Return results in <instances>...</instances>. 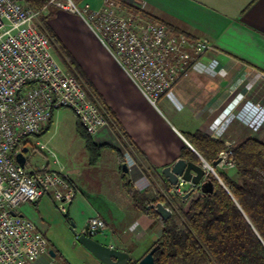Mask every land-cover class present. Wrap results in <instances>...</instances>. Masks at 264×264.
Masks as SVG:
<instances>
[{
    "label": "crops",
    "instance_id": "obj_1",
    "mask_svg": "<svg viewBox=\"0 0 264 264\" xmlns=\"http://www.w3.org/2000/svg\"><path fill=\"white\" fill-rule=\"evenodd\" d=\"M119 1L147 14L172 34L185 35L191 41L208 40L213 46L202 62L215 72L214 76L194 72L152 104L81 16L56 9L54 18L49 20L54 31L68 42L81 66L82 76L90 82L104 108L108 124L92 136L95 144L106 153L115 150L123 156L128 169L125 175L139 193L152 195L154 192L153 198L164 195L162 188L160 194L154 189L145 170L157 168L163 176V168L180 159L186 146L198 156V151L187 140V136L196 132L225 146L237 145L251 137L264 142V110L257 108L259 103L264 105V0ZM120 11L123 15L146 20L125 7H120ZM28 138L23 141V156L25 168L31 170L26 157L30 146ZM41 146L44 145L39 144L40 150ZM50 153H42L46 161L35 169L63 171L79 191L80 171L59 166L56 155ZM115 161L118 163L117 157ZM120 187L111 186L108 190L104 187L110 194L107 203L112 213L102 211L101 214L96 210L95 215L101 216L104 226L96 235L100 240L95 236L94 239L128 252L132 261H140L158 241L162 227L137 211L123 183ZM73 204L65 211L67 214ZM56 207L51 197H44L37 203L24 205L20 211L35 223L49 243L48 253L29 264H103L76 238L65 246L54 244L57 240L52 236L54 228L64 226L62 220H52Z\"/></svg>",
    "mask_w": 264,
    "mask_h": 264
},
{
    "label": "built area",
    "instance_id": "obj_2",
    "mask_svg": "<svg viewBox=\"0 0 264 264\" xmlns=\"http://www.w3.org/2000/svg\"><path fill=\"white\" fill-rule=\"evenodd\" d=\"M52 3L87 22L152 104L194 72L215 75L202 62L213 50L208 40L191 41L163 25L123 15L113 0H105L98 11L88 4L80 10L71 0ZM38 16L18 0H0V264H29L49 251L47 238L20 214L24 205L51 197L65 212L76 198V187L63 171L28 170L15 161L24 154V139L40 134L59 109L71 110L91 136L108 124L77 78L55 59L49 39L37 25ZM257 108L263 111L264 105ZM232 147L228 143L218 154L217 168H235ZM187 185L180 180L170 193L182 197ZM87 226L96 236L104 223L95 215Z\"/></svg>",
    "mask_w": 264,
    "mask_h": 264
},
{
    "label": "trees",
    "instance_id": "obj_3",
    "mask_svg": "<svg viewBox=\"0 0 264 264\" xmlns=\"http://www.w3.org/2000/svg\"><path fill=\"white\" fill-rule=\"evenodd\" d=\"M18 1L39 13L37 21L40 31L49 39L51 46L56 45L58 38L48 25L57 9L52 0ZM113 1L129 12L160 24L147 14L123 5L119 0ZM68 71L74 75L72 70ZM84 80L86 85L79 80L78 82L87 97L100 107L101 113L106 117L98 95L90 82L85 78ZM51 124L52 118L47 127L36 136L44 135ZM78 133L90 155V166L97 165L103 147L95 144L93 137L79 120ZM187 140L209 164L216 162L218 154L226 150L224 143L201 132L187 136ZM231 150L236 173L230 175L217 169L225 187L209 174L206 180L213 183L214 191L211 194H203L196 190L185 203L181 197L170 195L171 187L157 168L152 167L151 174L159 178L164 195L154 198L139 193L131 181L123 176V188L132 199L133 207L161 224L158 241L145 254L146 256L153 248L159 246L154 254V264H264V142L251 137L234 145ZM181 158L201 163L200 158L187 146L183 149ZM117 160L122 169L126 162L119 152ZM145 171L146 177L151 181V175ZM159 202L173 211L168 221H164L153 207ZM138 263L139 261H133L130 264Z\"/></svg>",
    "mask_w": 264,
    "mask_h": 264
},
{
    "label": "rangeland",
    "instance_id": "obj_4",
    "mask_svg": "<svg viewBox=\"0 0 264 264\" xmlns=\"http://www.w3.org/2000/svg\"><path fill=\"white\" fill-rule=\"evenodd\" d=\"M71 1L80 10H83L85 5L88 4L91 6L93 11H98L103 5L102 0H95V2L94 0H81L79 2L74 0ZM83 16L87 18V15L84 12ZM37 25L39 27V21H37ZM48 25L58 38L56 45L52 46V53L55 59L63 68V70H72L75 77L82 84L86 85V82L82 76L81 66L71 48L68 46V42L54 31L52 26L49 24V21ZM27 140L30 142V146L28 147L29 151L26 154V157L28 158L27 167H29L31 170L39 168V166H41L46 161L43 156L44 153L49 155L48 152H51L58 158L60 162L59 166L63 165L68 170L78 169L80 171L79 180L81 182L78 183L80 189L79 191L76 189V198L72 208L67 214V212H60L56 207L54 209L55 213L52 217V220H62L64 222V226L61 225L60 228H54V233L52 236L53 238L57 237V240L53 242L54 244L58 243L60 246H65L66 243H69L70 241L72 242L75 238L73 231L71 230L72 225H75V232L80 233L85 222L95 215L97 209V211H99L101 214L104 211H107L109 214L112 213V209H110L111 207L107 203L110 194H107V192L104 191V187L106 186L107 190L111 186L114 187V189L119 188L121 183H123L122 178L125 175V172L123 167L121 169L118 163L115 161L117 152L115 150H109V152L106 153L104 148L101 150L98 165L90 167V155L86 150L84 141L78 133V118L69 109L56 110L53 114V120L50 129L40 137L30 136V138ZM39 144L44 145L46 150L41 151ZM48 157V159L52 161V158L50 156ZM116 166L119 167L117 168ZM217 169L218 168H215L216 174H218ZM221 171H225L230 175H234L236 173L235 168L231 170L221 169ZM148 172L149 175H151V183H153L154 189L161 192L159 178L151 174L152 169H150ZM126 178L127 180L131 181L129 176H126ZM183 189L187 191L190 189V186L187 185ZM123 194L125 195L124 192ZM148 194H146L147 197L153 198L152 195L154 192L152 195ZM170 195L180 198L179 196H176L172 193H170ZM128 200L130 201V199ZM157 228H159V225L156 226V229ZM95 237L99 239L98 236Z\"/></svg>",
    "mask_w": 264,
    "mask_h": 264
},
{
    "label": "water",
    "instance_id": "obj_5",
    "mask_svg": "<svg viewBox=\"0 0 264 264\" xmlns=\"http://www.w3.org/2000/svg\"><path fill=\"white\" fill-rule=\"evenodd\" d=\"M201 163L197 164L191 161L184 160L182 158L176 160L170 166L163 168L162 175L168 181L170 186H179L180 180L184 181L190 186L188 192L181 197L182 201L185 203L192 194L199 188L203 194H211L214 191L213 183L206 180L208 173L205 170V166L202 162H205L211 169L212 175L216 180L223 186L218 174L215 172V168L218 167L220 159H218L213 164H208L199 154ZM17 163L25 167L26 159L23 154L16 157ZM125 173H128L127 165L123 166ZM156 213L164 220L168 221L172 215L173 211L166 207L163 203H157L154 206ZM71 230L78 243L87 249L95 258H97L103 264H130L133 259L128 252H123L114 249L110 246H106L94 239V236L89 231V227L86 226L81 233L75 232V225H72ZM159 246L153 248L146 256H144L138 264H154V254L158 251ZM50 254L54 255L52 251Z\"/></svg>",
    "mask_w": 264,
    "mask_h": 264
}]
</instances>
